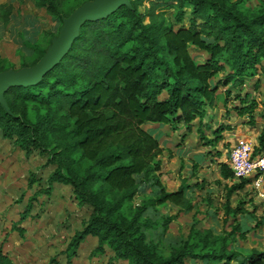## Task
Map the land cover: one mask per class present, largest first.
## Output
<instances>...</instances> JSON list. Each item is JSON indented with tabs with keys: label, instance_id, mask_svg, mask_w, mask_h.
Wrapping results in <instances>:
<instances>
[{
	"label": "trees",
	"instance_id": "trees-1",
	"mask_svg": "<svg viewBox=\"0 0 264 264\" xmlns=\"http://www.w3.org/2000/svg\"><path fill=\"white\" fill-rule=\"evenodd\" d=\"M143 2L128 0L106 16L85 21L61 60L38 81L0 85L1 136L26 158L37 151L53 166L46 186L34 191L20 217L29 215L38 197L49 198L53 184L59 183L71 190L76 206L90 210L66 245L65 264H71L88 237L96 239L89 257L106 255V264H264V253L244 257L227 251L226 237L209 230L192 229L166 257L152 250L143 233L149 228V219L143 218L149 208L171 204L179 213L190 212L193 206L185 193L198 185L165 190L159 180L163 150L154 132L144 127L183 128L182 138L195 130L200 146H214L229 126L212 127V118L203 120L219 102L220 87L226 88L222 106L234 91L239 105L231 110L246 116L248 124L254 122L256 103L241 92L247 78L259 72L264 76V1L244 9L230 0H162L172 2L174 10V25L168 26L145 22L151 13L140 10ZM191 49L204 60L196 61ZM48 132L62 135L61 152L49 147ZM252 149L254 157L262 155L264 132ZM71 155L77 157L70 162ZM219 166L223 179L232 178L226 163ZM139 177L150 180L155 191L133 208ZM35 181L30 174L27 186ZM141 182L144 190L146 182ZM11 230L24 235L19 225ZM0 264H11L2 244Z\"/></svg>",
	"mask_w": 264,
	"mask_h": 264
},
{
	"label": "rangeland",
	"instance_id": "rangeland-1",
	"mask_svg": "<svg viewBox=\"0 0 264 264\" xmlns=\"http://www.w3.org/2000/svg\"><path fill=\"white\" fill-rule=\"evenodd\" d=\"M46 1L50 2L54 8L49 9ZM98 1L101 0H0V67L10 66L0 73L20 72L36 67L56 43L65 24L76 11L86 4ZM143 1L140 10L149 9L151 13L150 17L145 18V22L160 23L164 26L174 25V10L170 8L172 2ZM230 1L237 2L244 9H251L259 6L264 0ZM127 3L128 0L125 4ZM190 53L196 61H202L205 58L202 53L194 49H191ZM262 64L264 65V61ZM257 80L259 84L255 89L254 84ZM225 89L219 88L218 103L222 102ZM241 93H248L249 100L253 99L256 103L252 112L254 122L249 125H253L256 132L261 135L264 132V76L259 72L253 79L247 78ZM233 94L234 91L229 96L226 107L220 105V112L208 113L203 121L209 122L208 117H213L214 122L219 121L220 118H223L222 123L224 124L233 121L234 126L231 123L230 126L234 128L238 125H246L247 122L244 121L247 117L243 116V121H239L231 110V105H239V102H234ZM144 129L157 131V128L151 125L145 126ZM174 135L175 137L171 138L172 141L162 139L161 146L169 153L174 152L175 147L171 145L179 137ZM47 137L49 147L54 148L56 153L61 152L59 139L62 135L48 132ZM156 137L160 135L157 134ZM190 140L191 142L185 143L187 145L184 148L185 152L200 151L199 153L203 152L204 157L210 154L214 160L206 159L203 166L197 168L192 167L194 163L189 158L180 159L181 162L171 161L172 156L167 154L159 180L168 191L176 190L180 183H182L181 186L191 185L195 181L202 182L205 188L186 192V197L193 206L190 212L179 213L178 209L171 204L149 208L143 215V218L149 219V228L143 232L145 242L156 254L166 257L188 238L192 229L209 230L217 237H226L227 251L240 253L244 257L253 252L264 253V208L262 204L247 186L227 196L228 191L233 189L234 185L229 188L230 186L225 184V189H223L224 184L221 186L220 179H218L219 182L216 180L220 174L215 165L216 157L221 154L219 150H216L219 146H210L209 150L206 147L204 149L195 148L193 138L190 137ZM76 157V155H71L68 160L74 161ZM46 161L47 156H41L37 151L26 158L23 151L4 139L0 132V228L2 231L11 232V226L19 223L20 216L24 213L28 199L32 197L34 191L46 186L45 179L53 168L51 165L47 166ZM81 166L83 170L87 168L86 164ZM30 174L35 175L36 181L29 188L27 181ZM142 180L146 182L144 190L140 187ZM136 181L138 192L130 203L133 208L138 207L143 198L153 197L155 191L150 185V180L139 177ZM89 213L88 207L76 206L68 187L55 183L49 198L43 195L32 202L29 215L21 223V227L30 231L36 224H40L44 235L48 231L54 232L52 235L56 241V244H53L54 248L65 249L74 233L82 229ZM44 239L49 241L51 238L46 235ZM93 241L89 238L82 244L83 246L81 245V257H85L81 260L85 262L86 259L88 263L96 261L98 264H106L108 260L106 255L89 257L90 252L96 246ZM108 253L110 254L109 251ZM55 254L57 257L61 256L63 264L66 263L63 250ZM57 257H54L55 262ZM192 263L201 264L199 261ZM183 264H189V262L186 261Z\"/></svg>",
	"mask_w": 264,
	"mask_h": 264
},
{
	"label": "crops",
	"instance_id": "crops-1",
	"mask_svg": "<svg viewBox=\"0 0 264 264\" xmlns=\"http://www.w3.org/2000/svg\"><path fill=\"white\" fill-rule=\"evenodd\" d=\"M220 105L222 106L221 102L220 103L216 102V105L214 107L207 110L206 116H208V113L217 114V112H220L221 111L220 110L221 108H219ZM210 116H212V115H210ZM220 117H221V114H220ZM235 117L239 121H241V120L243 121V118L238 117L236 115V113H235ZM208 118L209 119L212 118V121L214 120L213 117H208ZM222 121H223V118H220L219 121L214 122V124H212V125L215 126L217 124H224V123H222ZM247 121L248 120H246L244 122H247ZM232 122L233 121H229V122L224 124V125L229 126V130H225L224 132H222L220 139L214 144V146H219V147H217L216 150H219V152H221V154L219 156H217L215 159V165L218 168L219 172H220L219 164L225 163L228 152L233 146H235L236 144H238L240 142H244V141H250L252 143V145H256L257 141L259 139V136H260L256 132L254 126L249 125L248 122L246 123V125L245 124L244 125H238L236 128L233 127L234 122L233 123ZM230 123L233 126H230ZM151 126L153 128H157V131L152 133L153 136L156 137L157 134L160 135V137H158V140H159L160 147L163 150L162 155L158 158L161 162V167H162L161 171H160L161 174L163 172L162 169L164 167L165 159H167L166 158L167 154L168 155L170 154L172 156L171 161L176 160V161L181 162L180 159L186 160L189 158L192 160V163H194L192 165V167H197V168L203 166V163H205L206 159L207 160H214L213 157H210L211 156L210 154H208L207 157H204L203 152L199 153L200 151H197L196 153H188V152L184 151V148L187 147V145H185V143L187 144V143L191 142L190 137H192L194 140L195 148H200V149L205 148V146H200L198 144L197 136L195 134V130H193L192 133H190V135H185L184 138H182L181 135L184 133L183 128L178 129L176 131H173L166 126H164V127H158L157 125H151ZM214 126H212V127H214ZM174 134L177 135L176 137H178V136L179 137L176 139L175 143L171 145V146L175 147L174 152L169 153L166 150V148L164 150V148L161 146L162 139L165 138L166 140L170 139L172 141L171 138L175 137ZM206 149L209 150L210 147H206ZM218 179H220V182ZM216 180L220 184H222L221 186H223V184H224L223 189H225V184H227L228 187L230 186L229 188H231V185L235 186V184H240L242 181H245V180H242V181L236 180L234 178L223 179L220 176V174H219V176L216 177ZM181 184L182 183H180L178 188L181 186ZM196 184H198V185L193 186V188L190 187L189 189L186 190V192H188V191L194 192L196 189L201 190V189L205 188V185H203L202 182L200 183L198 181H195L194 183H192L189 186L196 185ZM185 185H188V184H185ZM246 186L249 187V189L251 190L249 180L246 184H244V186L242 188H244ZM166 191L172 192V191H168V190H166ZM230 191H232V193H234L237 190L230 189ZM210 192H212V191H210ZM185 196H186V193H185ZM24 219H22L20 217L19 223L13 224V225H19V227H21V223L24 221ZM22 228L24 229V235L23 236L18 235V233L15 231H12L11 228H10L11 232L10 231H2L0 228V244H2L3 253L7 255V257L11 261V264H63L61 256L59 255L57 257V256H55L56 255L55 253L58 251L60 252L61 250H63V252H64L65 249H55L54 248L53 244H56L55 243L56 241H54V238L52 237V235L54 234L53 231L52 232L48 231L46 233V235H48V238H51V239L49 241H45L44 238L46 235H44L43 231L40 229V224H36L35 227L33 229H31L30 231H28L29 229L26 230V228L23 226H22ZM49 233L51 236L49 235ZM89 238L92 241L94 240L93 244H96L95 238L88 237V239ZM65 244H64V246H65ZM82 246H80L76 255L71 259V264H98L96 261L92 262V263H88V261L86 259H85V262H83L81 260V259L85 258V257H81ZM54 257H57L56 262H55L56 258H54ZM63 258L66 262V255L65 254H64ZM52 261H54V262H52ZM123 263L127 264L126 261H120L118 264H123Z\"/></svg>",
	"mask_w": 264,
	"mask_h": 264
},
{
	"label": "water",
	"instance_id": "water-1",
	"mask_svg": "<svg viewBox=\"0 0 264 264\" xmlns=\"http://www.w3.org/2000/svg\"><path fill=\"white\" fill-rule=\"evenodd\" d=\"M125 3L126 0H101L81 7L65 24L58 40L49 50L42 62L30 70L20 72L7 71L0 73L1 87L31 84L38 81L61 60L73 42L78 29L85 21L106 16Z\"/></svg>",
	"mask_w": 264,
	"mask_h": 264
},
{
	"label": "built area",
	"instance_id": "built-area-1",
	"mask_svg": "<svg viewBox=\"0 0 264 264\" xmlns=\"http://www.w3.org/2000/svg\"><path fill=\"white\" fill-rule=\"evenodd\" d=\"M252 147L250 141L236 144L229 150L225 163L232 173V178L249 180L252 193L264 208V152L254 157Z\"/></svg>",
	"mask_w": 264,
	"mask_h": 264
}]
</instances>
